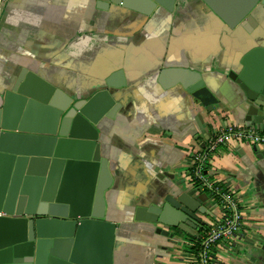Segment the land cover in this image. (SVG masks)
<instances>
[{"label": "crops", "instance_id": "1", "mask_svg": "<svg viewBox=\"0 0 264 264\" xmlns=\"http://www.w3.org/2000/svg\"><path fill=\"white\" fill-rule=\"evenodd\" d=\"M246 1L216 0V7L229 18ZM254 45H264V21L251 33L231 29L199 0H178L172 12L159 8L152 17L117 4L98 8L95 0H0V93L23 68L85 94L124 69L126 84L110 88L120 107L97 125L113 176L106 217L119 223L113 264L193 263L184 237L152 239L157 225L135 221L134 209L159 201V187L172 183L157 168L190 184L193 153L221 126L264 132L244 125L248 100L234 81ZM163 65L198 70L213 96L162 88L155 74ZM205 172L236 192L243 215L236 236L216 245L217 264H264V145L222 144Z\"/></svg>", "mask_w": 264, "mask_h": 264}, {"label": "water", "instance_id": "2", "mask_svg": "<svg viewBox=\"0 0 264 264\" xmlns=\"http://www.w3.org/2000/svg\"><path fill=\"white\" fill-rule=\"evenodd\" d=\"M177 1L95 4L152 17L159 8L172 12ZM199 1L231 29L251 33L264 21V0H247L229 18L216 0ZM240 64L234 81L248 100L244 125L264 129V45L249 48ZM38 78L23 68L0 93V264H113L119 223L106 217L113 176L97 125L120 107L110 88L126 84L124 69L112 71L88 94ZM155 79L164 89L180 86L194 97L201 91L212 95L202 74L189 67L160 66ZM156 172L172 183L159 187V201L137 204L133 219L156 224V233L176 244L186 231L204 229L214 211L198 185Z\"/></svg>", "mask_w": 264, "mask_h": 264}, {"label": "built area", "instance_id": "3", "mask_svg": "<svg viewBox=\"0 0 264 264\" xmlns=\"http://www.w3.org/2000/svg\"><path fill=\"white\" fill-rule=\"evenodd\" d=\"M234 142H245L253 146L264 145V132L246 129L236 123L221 126L208 138L207 144L193 153L188 163L192 168V182L198 185L201 191H206L210 201H214L217 207V213L214 212L212 219H208L202 233L192 234L188 239H184L193 259L192 264H217L214 252L216 245L222 240L235 237L242 228L243 215L236 192L210 180L205 172L211 153L222 144Z\"/></svg>", "mask_w": 264, "mask_h": 264}, {"label": "rangeland", "instance_id": "4", "mask_svg": "<svg viewBox=\"0 0 264 264\" xmlns=\"http://www.w3.org/2000/svg\"><path fill=\"white\" fill-rule=\"evenodd\" d=\"M151 237H152V239H159V240H164L165 239V236L156 233V229H155V232L154 231L152 232V236Z\"/></svg>", "mask_w": 264, "mask_h": 264}, {"label": "flooded vegetation", "instance_id": "5", "mask_svg": "<svg viewBox=\"0 0 264 264\" xmlns=\"http://www.w3.org/2000/svg\"><path fill=\"white\" fill-rule=\"evenodd\" d=\"M202 192H205V193H207L206 191H202ZM207 195H208V193H207ZM204 229L203 228H201L199 231H200V233L203 231ZM191 232H189V231H186L184 234H183V237H184V239L186 240V239H188L192 234H190ZM182 237V238H183ZM183 242H185L184 240H183Z\"/></svg>", "mask_w": 264, "mask_h": 264}]
</instances>
